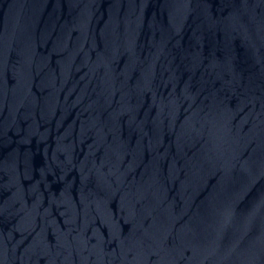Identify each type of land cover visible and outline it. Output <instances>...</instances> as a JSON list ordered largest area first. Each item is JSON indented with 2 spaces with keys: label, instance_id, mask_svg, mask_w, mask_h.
Segmentation results:
<instances>
[{
  "label": "water",
  "instance_id": "obj_1",
  "mask_svg": "<svg viewBox=\"0 0 264 264\" xmlns=\"http://www.w3.org/2000/svg\"><path fill=\"white\" fill-rule=\"evenodd\" d=\"M0 264H264V0H0Z\"/></svg>",
  "mask_w": 264,
  "mask_h": 264
}]
</instances>
